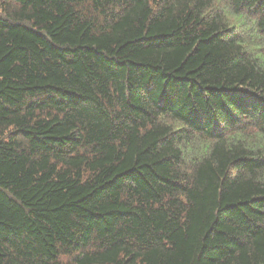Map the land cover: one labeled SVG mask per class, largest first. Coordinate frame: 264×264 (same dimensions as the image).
Here are the masks:
<instances>
[{"label": "trees", "instance_id": "16d2710c", "mask_svg": "<svg viewBox=\"0 0 264 264\" xmlns=\"http://www.w3.org/2000/svg\"><path fill=\"white\" fill-rule=\"evenodd\" d=\"M0 264H264V0H0Z\"/></svg>", "mask_w": 264, "mask_h": 264}]
</instances>
